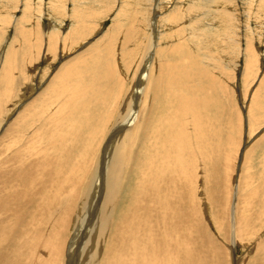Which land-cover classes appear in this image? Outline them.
<instances>
[{
    "label": "bare ground",
    "instance_id": "1",
    "mask_svg": "<svg viewBox=\"0 0 264 264\" xmlns=\"http://www.w3.org/2000/svg\"><path fill=\"white\" fill-rule=\"evenodd\" d=\"M161 3L0 0V264H264V0Z\"/></svg>",
    "mask_w": 264,
    "mask_h": 264
},
{
    "label": "rangeland",
    "instance_id": "2",
    "mask_svg": "<svg viewBox=\"0 0 264 264\" xmlns=\"http://www.w3.org/2000/svg\"><path fill=\"white\" fill-rule=\"evenodd\" d=\"M178 1H180V0H162V3H161V11H160V15H164L165 13H167L169 10H171V8L173 7V5H174V3H176V2H178ZM166 4V6L164 5V4ZM239 5L238 4V2H236L235 3V5ZM69 5V4H68ZM235 8L237 9V6H235ZM234 9V8H233ZM239 9L240 10H242V8L241 7H239ZM230 10H232V8H230ZM234 11H235V9H234ZM112 13H113V11H111V12H109V14L106 16V17H104V18H100V20H101V22H100V27H97V28H95V29H93V30H96V29H98L99 30V32H102L107 26H108V24L110 23L109 21H110V16L112 15ZM103 16V15H102ZM237 18H238V16H237ZM93 21H95V19H93ZM43 24H45V23H43ZM252 25L254 24V23H251ZM166 27H165V25L163 24L162 25V27H160L159 29H160V31H163L164 29H165ZM11 29L12 28H10V27H8V29H6V33L7 34H10L11 33ZM97 30V31H98ZM102 30V31H101ZM258 30L260 31V29H259V27H258ZM8 31V32H7ZM97 33V32H96ZM264 41L260 44L259 43V45H256V46H258L259 47V51H260V59H261V65L262 64H264ZM258 44V43H257ZM116 45H117V43H116ZM117 49V48H116ZM120 52V54H121V51H119ZM118 59H120L119 57L117 58V59H115L114 60V65L116 64V68L118 69V67H119V71H121L122 69H123V67L124 66H122L123 65V63H122V61L120 62V60H123V59H120V60H118ZM239 60H238V66H237V69L235 70L234 68L235 67H233V69L234 70H230L232 73V75H233V77H232V75H230V77L231 78H229V88H231V90H232V88H236L237 90H238V87L239 88H241L240 90H239V92H241L240 93V95H238V91L237 90H235L234 89V91H235V93L233 92L232 93V101H233V104L236 106V108H237V110L238 111H240V108H238V107H240L241 105V102H240V100L238 99V98H236V94H237V96L238 97H240L241 96V98L244 96V95H242L244 92H242V91H244L245 89L246 90H248V87L250 86V82H245V80L243 79V77L241 76V69H242V57H240V58H238ZM117 61H119V62H117ZM117 62V63H116ZM241 62V63H240ZM39 63L40 64H37L36 66L38 67H42V66H49V70H53V68H54V66L55 65H57V63H58V61L56 60H54L53 61V63L51 62V63H49V61H46V63H45V61H39ZM112 63V62H111ZM119 63V64H118ZM121 63V64H120ZM240 66V67H239ZM234 71V72H233ZM238 72V73H237ZM242 77V78H241ZM233 78V79H232ZM243 79V80H242ZM243 81V82H242ZM232 82H233V84H232ZM231 83V84H230ZM244 86H243V85ZM247 85V86H246ZM234 86V87H233ZM244 87V88H243ZM238 92V93H237ZM240 98V99H241ZM239 100V101H238ZM238 105V106H237ZM241 254V251L239 250V249H237L236 251H235V253H234V255L235 256H239ZM233 255V254H232Z\"/></svg>",
    "mask_w": 264,
    "mask_h": 264
}]
</instances>
